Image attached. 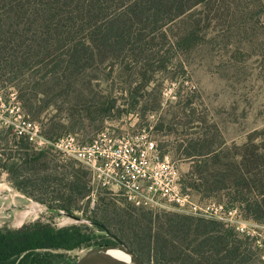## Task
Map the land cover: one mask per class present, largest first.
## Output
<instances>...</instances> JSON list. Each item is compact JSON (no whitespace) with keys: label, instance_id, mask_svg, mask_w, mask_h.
<instances>
[{"label":"rangeland","instance_id":"374dc122","mask_svg":"<svg viewBox=\"0 0 264 264\" xmlns=\"http://www.w3.org/2000/svg\"><path fill=\"white\" fill-rule=\"evenodd\" d=\"M164 29L172 40L151 43L147 50L155 54L150 61L140 63L126 56L88 66L85 73L70 79L69 89L61 83V72L49 75L32 70L9 80L4 71L0 83L1 230H17L37 220L58 228L79 226L72 216L80 218L87 223L92 242L70 252L57 251L63 263L116 243L91 224L97 222L133 252L140 246L151 255L147 261L151 264L162 258L156 250L162 239L166 251L160 264H262L246 237L209 220H203L197 230L201 219L135 207L120 193L94 184L82 165L50 144L69 133L89 142L107 129L115 134L145 130L161 155L177 162L183 188L194 199H216L230 208L239 207L245 218L264 225L246 210V204L235 200L230 184V188L206 193L202 186L197 188L202 181L196 179L228 174L226 166L241 161L250 136L258 139L257 144L264 139V0H207ZM189 32L194 34V44L177 48L176 37ZM24 122L37 123L41 137L49 143L33 150L45 155L42 162L47 169L28 178L19 190L10 170L21 165V150L8 128L17 134L26 128ZM208 152L212 154L205 159L190 158ZM12 156L15 159L10 160ZM25 212L30 213L21 218ZM185 222L191 225L190 233L179 229Z\"/></svg>","mask_w":264,"mask_h":264},{"label":"trees","instance_id":"16d2710c","mask_svg":"<svg viewBox=\"0 0 264 264\" xmlns=\"http://www.w3.org/2000/svg\"><path fill=\"white\" fill-rule=\"evenodd\" d=\"M205 1L0 0V83L4 82V71L11 80L32 70H45L49 75L61 72V83L66 84L64 89H69L70 79L93 65L114 63L126 56L140 63L148 62L155 54L147 50L151 43L161 38L172 40L164 28ZM176 40L172 42L177 48L184 49L193 45L195 38L189 32ZM2 133L0 175L4 172ZM8 133L21 150L18 153L21 165L10 170L11 179L23 190L28 178L47 169L42 162L45 155L34 152L36 148L28 138L13 134L11 127ZM257 140L253 135L249 137L242 148L241 161L226 166L228 174L216 173L196 179L202 181L197 188L202 186L206 193L233 187L235 200L246 204V210L256 220L264 222V139L258 144ZM211 154H196L190 158L199 155L205 159ZM220 160L218 157L217 163ZM21 178L25 181H19ZM226 180H230L229 183ZM198 223L197 230L203 220ZM97 226L103 229L99 223ZM179 229L190 233L191 225L185 222ZM92 239L84 224L58 228L37 220L17 230L0 229V264H69L63 263L62 254L57 251L70 252L88 246ZM156 244L162 258L154 263L160 264L164 261L166 244L163 239ZM134 252L146 262L152 260L140 246L134 248Z\"/></svg>","mask_w":264,"mask_h":264},{"label":"built area","instance_id":"2783aa9c","mask_svg":"<svg viewBox=\"0 0 264 264\" xmlns=\"http://www.w3.org/2000/svg\"><path fill=\"white\" fill-rule=\"evenodd\" d=\"M24 135L41 149L49 143L37 123L24 122ZM67 159L76 161L99 187L120 193L139 208L209 220L224 225L252 243L264 264V225L243 216L239 207L209 199L198 201L185 191L177 162L161 155L157 142L145 130L115 134L105 130L89 142L66 134L50 143Z\"/></svg>","mask_w":264,"mask_h":264},{"label":"water","instance_id":"95a60500","mask_svg":"<svg viewBox=\"0 0 264 264\" xmlns=\"http://www.w3.org/2000/svg\"><path fill=\"white\" fill-rule=\"evenodd\" d=\"M72 218L80 224H87L82 222V220L76 216H72ZM91 224L98 225L97 223ZM100 226L116 243L106 244L104 246H100L99 248L89 250L82 258L69 264H151L142 260L105 226Z\"/></svg>","mask_w":264,"mask_h":264},{"label":"bare ground","instance_id":"6f19581e","mask_svg":"<svg viewBox=\"0 0 264 264\" xmlns=\"http://www.w3.org/2000/svg\"><path fill=\"white\" fill-rule=\"evenodd\" d=\"M30 212H25L24 214H22L21 218H26L29 215ZM120 253V252H118Z\"/></svg>","mask_w":264,"mask_h":264}]
</instances>
